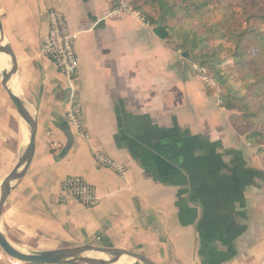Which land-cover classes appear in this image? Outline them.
Instances as JSON below:
<instances>
[{
	"label": "crops",
	"instance_id": "crops-1",
	"mask_svg": "<svg viewBox=\"0 0 264 264\" xmlns=\"http://www.w3.org/2000/svg\"><path fill=\"white\" fill-rule=\"evenodd\" d=\"M113 4L0 0L19 64L15 79L38 108L35 154L5 202L2 230L21 249L95 244L134 250L157 264H264L262 155L181 51L139 13L110 15ZM52 8L76 36L72 79L42 53ZM72 98L83 105L88 138L68 122ZM24 144L0 77V185ZM94 150L125 164L127 175L100 165ZM71 175L95 187V206L63 194ZM0 264H16L1 247Z\"/></svg>",
	"mask_w": 264,
	"mask_h": 264
},
{
	"label": "trees",
	"instance_id": "trees-1",
	"mask_svg": "<svg viewBox=\"0 0 264 264\" xmlns=\"http://www.w3.org/2000/svg\"><path fill=\"white\" fill-rule=\"evenodd\" d=\"M129 2L167 45L207 66L232 124L264 163V0Z\"/></svg>",
	"mask_w": 264,
	"mask_h": 264
},
{
	"label": "water",
	"instance_id": "water-1",
	"mask_svg": "<svg viewBox=\"0 0 264 264\" xmlns=\"http://www.w3.org/2000/svg\"><path fill=\"white\" fill-rule=\"evenodd\" d=\"M0 55L8 59V67L0 68L2 85L15 106L23 124L25 144L18 161L0 185V247L12 260L21 263L48 264H157L147 255L122 247H105L95 244L68 245L55 249H21L15 246L2 230L3 208L12 191L23 181L34 154L38 127V108L21 91L18 79L19 64L8 42L0 15ZM72 138L70 127H65Z\"/></svg>",
	"mask_w": 264,
	"mask_h": 264
},
{
	"label": "built area",
	"instance_id": "built-area-1",
	"mask_svg": "<svg viewBox=\"0 0 264 264\" xmlns=\"http://www.w3.org/2000/svg\"><path fill=\"white\" fill-rule=\"evenodd\" d=\"M113 1L110 15L138 13L133 10L129 0ZM48 23V34L42 45V53L53 61L61 73L72 79L78 73L79 68V59L75 47L76 36L71 31L66 15L58 9L52 8L49 10ZM189 64L194 72H198L209 85H213V80L204 66L192 62H189ZM67 117L70 126L78 134L86 138L89 137L83 120V105L79 100L71 99ZM94 157L100 165L113 169L120 176L125 177L127 175V166L114 160L105 152L94 150ZM62 191L65 196L73 198L87 207L95 206L99 201L95 187L79 176L66 177L62 184ZM15 263L25 264L18 261H15Z\"/></svg>",
	"mask_w": 264,
	"mask_h": 264
},
{
	"label": "rangeland",
	"instance_id": "rangeland-1",
	"mask_svg": "<svg viewBox=\"0 0 264 264\" xmlns=\"http://www.w3.org/2000/svg\"><path fill=\"white\" fill-rule=\"evenodd\" d=\"M149 11H151L150 9H149ZM152 13H153V11H151ZM182 56H183V62H184V65L185 66H187V67H189L190 68V70L192 71V72H194V70H193V68H192V66L189 64V62H192V63H197V64H201L202 66H204V67H207V66H205V65H203L202 63H201V60L199 59H195L194 57H187V56H184L183 55V53H182ZM199 78H201L202 80H203V82L205 83V86H206V88L207 89H209V90H211L212 91V95L213 96H215V98L217 99V100H219L220 102H221V100H220V98H221V95H223V88L218 84V82L216 81V79L214 78V76H213V74L212 73H210L209 72V70H208V75L212 78V80H213V85H209L201 76H200V74L197 72H194ZM221 104V103H220ZM262 157H263V155H262Z\"/></svg>",
	"mask_w": 264,
	"mask_h": 264
},
{
	"label": "bare ground",
	"instance_id": "bare-ground-1",
	"mask_svg": "<svg viewBox=\"0 0 264 264\" xmlns=\"http://www.w3.org/2000/svg\"><path fill=\"white\" fill-rule=\"evenodd\" d=\"M8 67V59L4 55H0V68L6 69ZM23 137V136H22Z\"/></svg>",
	"mask_w": 264,
	"mask_h": 264
}]
</instances>
